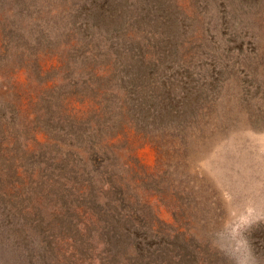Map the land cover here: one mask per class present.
<instances>
[{"label": "rangeland", "instance_id": "1", "mask_svg": "<svg viewBox=\"0 0 264 264\" xmlns=\"http://www.w3.org/2000/svg\"><path fill=\"white\" fill-rule=\"evenodd\" d=\"M0 264H264V0H0Z\"/></svg>", "mask_w": 264, "mask_h": 264}]
</instances>
